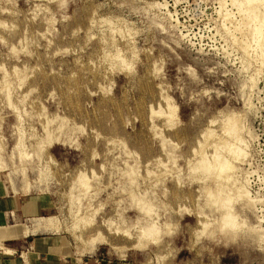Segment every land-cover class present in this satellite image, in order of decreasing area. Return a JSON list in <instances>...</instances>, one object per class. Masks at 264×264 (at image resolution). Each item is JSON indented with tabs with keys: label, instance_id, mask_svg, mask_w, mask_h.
<instances>
[{
	"label": "rangeland",
	"instance_id": "rangeland-1",
	"mask_svg": "<svg viewBox=\"0 0 264 264\" xmlns=\"http://www.w3.org/2000/svg\"><path fill=\"white\" fill-rule=\"evenodd\" d=\"M222 2L239 20L231 0H0V184L35 207L28 219L0 214V229L36 217L60 226L7 246L50 236L59 255L97 264H264V29L263 47L247 32L233 43ZM231 112L244 142L232 135L227 144L244 158L228 193L235 181L257 197L236 204L248 227L235 235L217 228L219 211L201 189L208 178L214 192L217 177L197 170ZM151 220L162 239L132 247ZM95 231L98 247L76 252Z\"/></svg>",
	"mask_w": 264,
	"mask_h": 264
},
{
	"label": "bare ground",
	"instance_id": "bare-ground-1",
	"mask_svg": "<svg viewBox=\"0 0 264 264\" xmlns=\"http://www.w3.org/2000/svg\"><path fill=\"white\" fill-rule=\"evenodd\" d=\"M225 2V1H224ZM231 5L232 7H235V9L237 10L238 12V15H240V19L239 20H236L233 16V13L232 12H229V10L225 9V3H221L219 6L221 7L222 10H220V14H221V11H222V22L223 24H226V23H232V30L228 28V33L229 35L232 37H234V41L233 43H235V41H238V38L236 36V34H242L243 32H247L246 35H249V36H252L253 37V40H255V45H256V48L258 49V47H263L262 45V40H263V36H261V31L262 29H264V0H231ZM103 18V17H102ZM233 19L235 20V22H233ZM222 24V25H223ZM1 25V24H0ZM231 26V25H230ZM224 27V25H223ZM226 28V27H225ZM226 30V29H225ZM261 32V33H260ZM113 35V34H112ZM229 35H228V38H229ZM114 36V35H113ZM226 37V36H225ZM116 40V39H115ZM242 41V40H240ZM239 41V42H240ZM230 42V41H229ZM254 42V41H253ZM130 44V43H129ZM238 44V42L236 43ZM242 44V43H240ZM254 44V43H252ZM251 45V44H250ZM239 47V46H238ZM241 48H238L240 49V51L242 50V46H240ZM249 47V46H248ZM252 50L255 48L251 47ZM255 48V49H256ZM261 49V48H259ZM249 50V48L247 49ZM247 50L245 51L243 49V52L245 51L246 52V56H249L250 55L248 54L249 52H247ZM263 51V58H264V50L261 49ZM257 50H255L256 52ZM261 51V52H262ZM118 52H120L118 50ZM251 52V51H250ZM262 55V54H260ZM259 56V55H258ZM117 57V56H116ZM248 57V58H249ZM119 58V57H118ZM247 58V57H245ZM243 58V59H245ZM258 58H261L262 60V56L261 57H258ZM121 59V58H119ZM126 61V60H125ZM244 61V60H243ZM242 61V63H243ZM256 61L257 58H256ZM123 62V61H122ZM241 63V65H242ZM250 63V62H249ZM257 63V62H256ZM261 63H263V61H261ZM248 64V63H247ZM131 65V63H130ZM244 65V64H243ZM264 65V64H262ZM261 65V66H262ZM251 66V64L249 65ZM264 67V66H263ZM131 68V67H130ZM246 69H244L243 67V71H245ZM257 71L258 73V70H255ZM251 78V77H250ZM253 78V77H252ZM253 82V80H252ZM8 83V82H7ZM255 85V82H253ZM9 84V83H8ZM7 86V85H5ZM7 88V87H6ZM253 90V88H252ZM249 99V98H248ZM11 102V101H10ZM248 103V102H247ZM12 105V104H11ZM160 107V106H159ZM9 109V108H8ZM177 109V108H176ZM175 109V110H176ZM14 110V109H13ZM12 111V109H11ZM15 111V110H14ZM162 111V110H161ZM172 113H174V109L171 110ZM160 112V111H159ZM171 113V114H172ZM176 113V112H175ZM160 114V113H159ZM175 115V114H174ZM173 115V116H174ZM171 116V117H173ZM175 118V117H174ZM177 118V117H176ZM173 119V118H172ZM179 121V120H178ZM239 119L237 117L236 114H234V112H231L230 114H227L226 115V121H224L223 123V138L222 137H217L215 139L214 142H212V145H213V155H212V159L211 161H209L208 163L206 162H200L199 165L197 166V170H198V167L201 166L200 170H202V173H205L206 177L209 176V174H211V176H213L212 174H214L217 179H216V186H215V189H214V192L211 189L210 185L211 183L207 182L209 179L206 178L204 184L202 185V188L201 189H205L206 193H207V199H206V202L207 204L213 208V210H217L219 211V214H220V221L218 222V226L217 228H219V230H221L222 232L224 233H231L233 235L237 234L239 231H241V228H242V225L246 224V223H240L238 220V215H237V207H236V204H241V205H247V207H250L251 205V202L255 199H257V197L255 199H252L251 196L249 198V194L250 192L247 191L248 189H246L245 186H243L244 184H240L238 185L237 183H235V181L233 182L234 183V186L235 184L237 186H235V194L234 196H231L229 193L230 191L234 190V186L232 187L233 189L230 190V188H228L226 185H229L228 181L229 179L233 176L234 177V172L239 169L236 165V162H241L243 161V158H244V155L242 156L241 154L242 153H238L237 155L236 154H233V150L235 149L237 151V147H235L233 149V146L234 145H230V144H227V142L229 141L228 139L226 140V138L228 137H231L232 135L234 136V134H236V132L238 131H244L242 130L243 126L240 125L238 123ZM170 122V121H169ZM240 122V121H239ZM173 123V122H172ZM180 123V121H179ZM177 124V123H176ZM239 124V125H238ZM245 129V128H244ZM18 130V129H17ZM247 130V129H246ZM19 131V130H18ZM214 131V130H213ZM177 132V131H176ZM241 132H238L241 134ZM249 132V131H248ZM20 133V132H19ZM23 133V131H22ZM21 133V134H22ZM210 133V132H209ZM212 133V132H211ZM243 133V132H242ZM246 133V132H245ZM214 134V133H213ZM212 134V136L210 135V137H208L206 134V136L209 138V139H212L211 137H213L214 135ZM251 135V134H250ZM20 136V135H19ZM205 136V137H206ZM216 136V135H215ZM221 136V135H220ZM232 136V137H233ZM238 136H241V135H238ZM238 136H234L236 137V139H241V142L239 144H243L242 141L244 142V139L242 140V136L240 138H238ZM245 136V134H244ZM243 136V138H245ZM249 136V134H248ZM252 137V136H250ZM247 140V139H245ZM237 141V140H236ZM248 141V140H247ZM18 142V141H17ZM232 144V143H231ZM235 144V143H233ZM237 144V143H236ZM19 145H21V143H17V146L20 147ZM229 145L232 147V150H230L229 148ZM202 146V145H201ZM244 146V145H243ZM247 146V145H246ZM166 147V146H165ZM239 148V146H238ZM21 150V149H20ZM240 151V148L238 149ZM23 150L20 151L19 153V158H20V161L23 163L24 159L26 158L25 156V153L22 152ZM238 151V152H239ZM242 151V150H241ZM40 153V152H39ZM234 153H236L234 151ZM247 153V152H246ZM202 154V153H201ZM246 157V156H245ZM203 159V158H202ZM191 162V161H190ZM39 164V163H38ZM193 168V167H192ZM7 169L6 167V162L2 159V157L0 156V172H3ZM196 170V168H194ZM193 169V171H194ZM41 171V170H40ZM13 173V172H12ZM12 173H6V174H3V176H8V181L9 183L12 185L13 187V190L14 192H17L19 190V188L17 186H15V182H14V178L12 176ZM23 175H24V171H22ZM45 173V172H44ZM47 173V172H46ZM40 174V173H39ZM48 174V173H47ZM81 174V173H80ZM82 175V174H81ZM43 176V175H42ZM42 176L40 175L39 177V181H42ZM80 176V175H79ZM78 176V178H79ZM47 177L49 178V176L47 175ZM210 177V176H209ZM81 178V177H80ZM46 179V178H45ZM202 179V178H201ZM205 179V178H204ZM80 180V179H78ZM234 180V179H233ZM238 180V179H237ZM23 185L20 190H23L22 192H24V186L26 187V185L28 184V182L26 181L25 177L23 176ZM232 180L230 179V182ZM44 182V181H43ZM46 182V181H45ZM213 182V181H211ZM244 182V181H243ZM228 183V184H226ZM241 183V182H240ZM41 185V184H40ZM232 185V184H231ZM186 188V186H185ZM228 190H226V189ZM230 190V191H229ZM78 192H79V198H82L85 196V194L87 193V191H85L84 189H78ZM229 192V193H228ZM249 192V193H248ZM75 193V192H74ZM202 194V193H201ZM248 194V195H247ZM251 195V194H250ZM202 196V195H201ZM194 198V197H193ZM201 198V197H200ZM199 198V200H200ZM208 199H210V202H208ZM259 200V199H258ZM79 201V200H78ZM80 202V201H79ZM250 202V203H249ZM200 206V205H199ZM202 206V205H201ZM185 207H183L184 209ZM152 209V208H151ZM154 209V208H153ZM152 209V211H153ZM180 209V208H179ZM182 209V210H183ZM77 210H79V206L77 205ZM159 211V210H158ZM142 212L144 214H148L149 212V209L148 211L147 210H142ZM86 213V212H85ZM154 213V212H153ZM160 213V212H159ZM162 214V213H161ZM13 217L14 216V213H12ZM165 215V214H164ZM85 215H83L81 219L85 220L83 224H86V223H91L90 221H92V219H90V217L88 218H84ZM208 216V215H207ZM213 216V215H212ZM241 216V215H239ZM140 217V216H139ZM242 217V216H241ZM240 217V218H241ZM249 217V216H248ZM47 217H36V219L33 221L32 225L30 227L27 228V226H25V228H21V226L23 224L26 225V221H21V220H14L12 223L10 224H7V226L5 227V229H0V253H3V254H8V255H11V254H14L15 253V249L14 248H11L9 246L6 245V241H16L17 239H13L14 237H17V236H25V235H28V234H34V233H38V232H55L57 230H59V227L60 226H56L55 223H50V221H48V223L45 221ZM155 218V217H154ZM160 218V217H159ZM210 221H211V218H209ZM246 219V218H244ZM54 220V219H53ZM160 220V219H159ZM45 221V222H44ZM258 221H260L258 219ZM111 222V221H109ZM58 223V221H57ZM44 224V225H43ZM59 224V223H58ZM160 224V223H159ZM248 224V223H247ZM203 225H204V228L208 225V222L207 220L203 222ZM247 226V225H244V227ZM248 227V226H247ZM171 228V227H170ZM207 228V227H206ZM210 228V227H209ZM252 228V227H251ZM259 228V226H258ZM128 229V227L126 228ZM125 229V230H126ZM262 229V228H261ZM123 230V229H122ZM140 231L138 232V239H135L137 241H135V243H132L134 246L132 247H135L136 249H140V246L142 245H146V248H148V246L150 245H156L159 243L160 239H162V230H161V226L158 225L157 221L155 220H151L149 222H147L145 225H142L140 226ZM121 232V231H120ZM120 232H118L117 230L114 232V233H119L121 234ZM82 233V232H81ZM125 235L129 236L130 232L129 230H126L125 232H123ZM93 234V235H92ZM88 238L89 241H84L82 240V238H80L82 241H79L78 243H83V241L86 243L88 242L87 244H82L81 246L79 245V248L77 251L81 250L84 251V252H89V254L93 251V248H97L98 245L96 243L98 242H101L103 240V236H102V233L99 232V231H95L94 233H92ZM52 235V234H51ZM135 235V236H136ZM134 236V237H135ZM264 236V235H263ZM261 236V242L264 241V237ZM126 237V236H125ZM128 238V237H126ZM137 238V237H136ZM76 239V238H75ZM84 239V238H83ZM131 239V237H130ZM134 239V238H133ZM77 240V239H76ZM78 241V240H77ZM133 241V240H132ZM131 242V241H130ZM9 243V242H8ZM80 243V244H81ZM264 243V242H263ZM78 245V244H77ZM76 245V246H77ZM30 247V246H29ZM35 254V253H34ZM20 257L23 258V260L25 261L26 264H29L30 263V257H31V251L30 249L29 250H22L20 251L19 253Z\"/></svg>",
	"mask_w": 264,
	"mask_h": 264
},
{
	"label": "crops",
	"instance_id": "crops-1",
	"mask_svg": "<svg viewBox=\"0 0 264 264\" xmlns=\"http://www.w3.org/2000/svg\"><path fill=\"white\" fill-rule=\"evenodd\" d=\"M26 197L5 193L0 184V214L2 216H13L12 213H14L15 217H20L21 219L34 217L32 211L35 207H31L29 199ZM27 243L28 246H26L25 250L30 249L31 251L29 264H97L88 257H71L68 254H66L67 256L64 255L65 253L59 255L55 250L53 238L50 236L40 237L32 235ZM20 251L22 250L15 249V253L11 255L0 253V264H26L19 255Z\"/></svg>",
	"mask_w": 264,
	"mask_h": 264
}]
</instances>
